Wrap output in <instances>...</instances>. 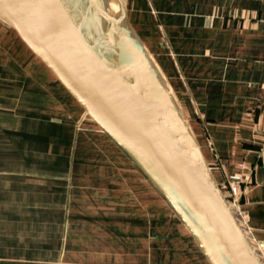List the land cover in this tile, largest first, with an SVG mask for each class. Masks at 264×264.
Listing matches in <instances>:
<instances>
[{"label":"crops","instance_id":"1","mask_svg":"<svg viewBox=\"0 0 264 264\" xmlns=\"http://www.w3.org/2000/svg\"><path fill=\"white\" fill-rule=\"evenodd\" d=\"M264 263V0H121ZM0 264H210L162 192L0 21Z\"/></svg>","mask_w":264,"mask_h":264},{"label":"water","instance_id":"2","mask_svg":"<svg viewBox=\"0 0 264 264\" xmlns=\"http://www.w3.org/2000/svg\"><path fill=\"white\" fill-rule=\"evenodd\" d=\"M98 8L87 0H0V21L139 164L210 264H263L154 60L124 26V11L113 18Z\"/></svg>","mask_w":264,"mask_h":264},{"label":"built area","instance_id":"3","mask_svg":"<svg viewBox=\"0 0 264 264\" xmlns=\"http://www.w3.org/2000/svg\"><path fill=\"white\" fill-rule=\"evenodd\" d=\"M260 156L264 158V145L260 150ZM246 180L247 178L241 174H231L225 178L224 184L219 187L226 204L234 215L237 224L243 231L246 238H248L251 246L254 248L255 252L258 254L261 262L263 263L262 253L258 250L259 244L255 241L252 228L249 225L248 214L241 205V196L245 189Z\"/></svg>","mask_w":264,"mask_h":264},{"label":"bare ground","instance_id":"4","mask_svg":"<svg viewBox=\"0 0 264 264\" xmlns=\"http://www.w3.org/2000/svg\"><path fill=\"white\" fill-rule=\"evenodd\" d=\"M89 6L94 7L98 12V4L105 12H107L111 17L118 16V13L124 10L121 0H87Z\"/></svg>","mask_w":264,"mask_h":264},{"label":"rangeland","instance_id":"5","mask_svg":"<svg viewBox=\"0 0 264 264\" xmlns=\"http://www.w3.org/2000/svg\"><path fill=\"white\" fill-rule=\"evenodd\" d=\"M123 22H124V26H126V28L129 29V26L126 24L127 22H126L125 14H124ZM129 31L131 32V29H129ZM131 34L134 35L133 32H131ZM37 58H38V57H37ZM185 123H186V122H185ZM186 124H187V126L190 128V124H189V123H186Z\"/></svg>","mask_w":264,"mask_h":264},{"label":"trees","instance_id":"6","mask_svg":"<svg viewBox=\"0 0 264 264\" xmlns=\"http://www.w3.org/2000/svg\"><path fill=\"white\" fill-rule=\"evenodd\" d=\"M13 29V28H12ZM13 31L16 33V31L13 29Z\"/></svg>","mask_w":264,"mask_h":264}]
</instances>
